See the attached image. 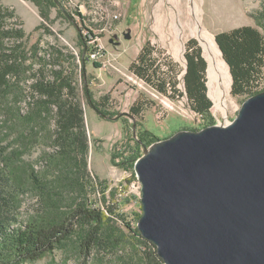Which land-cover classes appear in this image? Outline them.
<instances>
[{"label":"rangeland","instance_id":"1","mask_svg":"<svg viewBox=\"0 0 264 264\" xmlns=\"http://www.w3.org/2000/svg\"><path fill=\"white\" fill-rule=\"evenodd\" d=\"M0 0V6L13 17L6 20L10 26L22 29L25 37L17 52L20 73L7 100H0V141L5 138L11 124L6 109L26 111L29 74L39 67L36 56H47L51 64L72 66L80 100L85 109L90 136L89 174L92 202L106 212L114 210L121 218H114L123 230L128 247L123 250L102 249L91 256L88 264H123L127 259L140 264L142 250H132L130 236L142 215L138 197V180L133 160L142 156L145 147L138 144L142 132L148 131L157 140L171 137L181 130L199 131L206 127L225 126L233 122L249 96L232 95L229 111L217 110L215 105L208 116L193 112L187 98L171 100L147 83L135 77L130 66L142 50L149 46L154 56L163 64L165 58L177 66L184 91L183 77L186 70L184 57L186 44L198 40L195 33L197 17L192 12V2L197 6L202 32L215 42L218 33L242 26H253L264 36V0ZM226 10V11H225ZM223 11V12H222ZM225 11V12H224ZM231 12V13H230ZM225 14V15H224ZM227 15V16H226ZM227 21H231L227 24ZM130 34V39L127 35ZM216 44V42H215ZM221 64L229 70L216 44ZM96 64L99 66L97 67ZM222 65V66H223ZM223 66V67H224ZM230 72V71H229ZM231 75V74H230ZM214 95L215 86L210 87ZM88 93H86V91ZM212 94V95H211ZM108 97L107 105L98 112L89 105V98L100 102ZM139 100L146 102L141 118L129 117L131 107ZM15 110V109H14ZM16 111V110H15ZM5 126V127H4ZM5 128V129H4ZM15 132V131H13ZM11 135L14 136V133ZM16 135V133H15ZM40 150L26 156L35 161ZM34 198L28 194L18 197L10 207L0 210L2 218H25L33 211ZM17 220V219H16ZM20 224H13L15 228ZM132 258V259H129ZM74 244L34 263L22 264H82Z\"/></svg>","mask_w":264,"mask_h":264},{"label":"trees","instance_id":"2","mask_svg":"<svg viewBox=\"0 0 264 264\" xmlns=\"http://www.w3.org/2000/svg\"><path fill=\"white\" fill-rule=\"evenodd\" d=\"M55 3L56 0H54ZM13 13L0 6V100H7L20 73L17 52L25 37L22 29L10 26ZM215 42L229 67L234 97L254 96L264 91V36L253 26H242L218 33ZM39 67L28 78L26 111L6 109L11 124L0 141V210L10 207L18 197L30 194L33 211L25 218L0 220V264L34 263L68 245L75 246L82 264L102 249L123 250L128 247L124 232L114 218L89 197L92 184L89 174L90 136L85 109L80 100L76 70L72 66L51 64L47 56H36ZM184 57L187 65L183 77L177 66L165 58L164 67L146 46L130 66L132 74L164 97L187 98L193 112L208 116L213 108L207 83L208 62L196 39L187 42ZM98 67L99 65L96 64ZM18 82V80H17ZM88 93L87 90H85ZM109 98L100 102L89 98V105L103 113ZM146 102L139 100L131 107L135 119L141 118ZM5 127V126H4ZM1 128V127H0ZM5 129V128H4ZM15 131V132H13ZM14 133V136L11 135ZM16 133V135H15ZM155 140L142 132L139 145L150 147ZM40 150L31 162L26 156ZM141 157L136 156L135 164ZM142 215H138V222ZM17 219V220H16ZM13 224H20L12 228ZM132 250L141 251L140 264H166L157 247L139 232L132 230ZM132 259V258H129ZM123 264H133L127 259Z\"/></svg>","mask_w":264,"mask_h":264},{"label":"water","instance_id":"3","mask_svg":"<svg viewBox=\"0 0 264 264\" xmlns=\"http://www.w3.org/2000/svg\"><path fill=\"white\" fill-rule=\"evenodd\" d=\"M134 169L137 228L166 264H264V91L228 125L145 147Z\"/></svg>","mask_w":264,"mask_h":264},{"label":"bare ground","instance_id":"4","mask_svg":"<svg viewBox=\"0 0 264 264\" xmlns=\"http://www.w3.org/2000/svg\"><path fill=\"white\" fill-rule=\"evenodd\" d=\"M192 12L197 17V27L195 33L203 49V56L208 62V78L210 81V87H216L214 95L211 97L214 100V105L217 110L228 113L229 99L231 97L230 72L228 69H225L226 65L224 66L223 63L221 64V57L214 40L202 32L197 6H195L194 2H192ZM230 23L231 21H227V24Z\"/></svg>","mask_w":264,"mask_h":264},{"label":"built area","instance_id":"5","mask_svg":"<svg viewBox=\"0 0 264 264\" xmlns=\"http://www.w3.org/2000/svg\"><path fill=\"white\" fill-rule=\"evenodd\" d=\"M138 185L139 186H137L136 189L138 190V197L141 199V186L139 182H138Z\"/></svg>","mask_w":264,"mask_h":264}]
</instances>
